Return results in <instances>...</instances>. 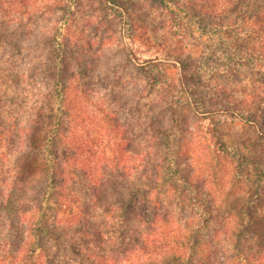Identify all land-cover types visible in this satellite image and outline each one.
<instances>
[{
	"label": "trees",
	"instance_id": "16d2710c",
	"mask_svg": "<svg viewBox=\"0 0 264 264\" xmlns=\"http://www.w3.org/2000/svg\"><path fill=\"white\" fill-rule=\"evenodd\" d=\"M0 3V264H264L247 169L264 160L229 129L212 145L198 129L217 115L262 130L264 0ZM132 72L148 101L134 154L114 107H87L94 93L117 103ZM244 77L255 90L233 95ZM6 82L33 86L25 123L1 115ZM87 122L96 133H77Z\"/></svg>",
	"mask_w": 264,
	"mask_h": 264
},
{
	"label": "rangeland",
	"instance_id": "374dc122",
	"mask_svg": "<svg viewBox=\"0 0 264 264\" xmlns=\"http://www.w3.org/2000/svg\"><path fill=\"white\" fill-rule=\"evenodd\" d=\"M36 1L39 2L40 0H36ZM0 4H1L2 11H5V9L9 8L7 7L8 6L7 4H4V3H0ZM32 12H35V11H32ZM44 14L46 15H44L43 18L41 19L37 18V20L33 22L37 24H35L33 29H31L32 30L31 41L33 40V34H35V36L39 35L34 30L37 25H40L43 29H46V27L51 24L50 15H48L46 12ZM8 15L10 16L9 17L6 16L5 19H8V18L16 19V17H18V14L13 13V12L8 13ZM0 16H1V12H0ZM75 19L76 21L74 23H77L79 26L84 25L85 23L84 18L80 19L79 15H75ZM154 19L158 20L159 19L158 15L155 16L153 14V20ZM115 60L116 61H112L113 64L115 63L114 65H116V63L120 64L121 60L119 61L118 58H115ZM128 72L130 73L131 71L128 69ZM130 76L135 79L132 81L130 78H126L127 82L120 88V92L118 93L119 100L117 103L113 102V98H111L110 96L103 97L102 94L94 93V94H91L90 97L88 98L89 105L87 107L89 109V112L92 111L96 116H100V113L98 111L99 107H104L106 111H108L107 110L108 108L112 109V107H114L113 110L117 111V113L119 114L118 116L120 118L119 123L123 127V131L120 136L125 137V140H126L124 142L122 141V144L128 150V153L134 154L135 151L137 152L141 151L145 146L143 139H142L143 134L141 131L142 130L141 124L143 123L144 116H145L144 115L145 107L143 106V103L146 101V103L148 104V101L145 100V97L144 99L139 97L141 91L143 90V85L145 86V84L143 83L142 76H134L133 72L130 74ZM5 84H8V83L6 82L4 83V85ZM94 84L96 87L97 85L96 82ZM99 86L101 87V83L97 85V87ZM232 87L233 88L232 90H230V92L235 96H239L244 93L245 94L252 93L255 90L254 89L255 86L252 85L249 77H244L241 81L236 82L234 85H232ZM23 88H24L23 90L21 89L23 91L22 93V91H19V88L16 87V85L12 82H10L7 86H4V89H6L4 91V95L7 101L4 102L3 104L4 107L1 109L2 110L1 115L6 118L8 125H10L11 122H14L15 119H18V120L21 119L20 121L22 123H25L24 120L22 119H27L28 117L27 112H25V107L30 108V106L33 104L32 98H34V94L31 93V89L33 88V86L31 85V82H28V83L26 82ZM1 90L3 91V89ZM146 98L149 99V97H146ZM263 107H264V104H263ZM261 114H264V110H261ZM212 120L213 118L211 120H201L200 124L198 125V129L200 130V133L203 136H205L206 141L211 139L212 135L214 136V133L219 132V130H222L223 128L224 130L229 129L232 134V137L235 139V141L238 144L245 143L247 145H250V147H252L247 150V149H244V148H247L246 146L242 145L244 148L240 146L241 150L244 153L248 154L249 158L253 159L249 153L251 154L254 153V158L257 161L264 160V141H260L259 139L255 137L256 134H262L264 136V116L260 118L259 123H258V126L260 129H262L261 130L262 132L258 131L254 127H253L254 129H252L249 126L248 127H234V129H232L230 119L219 118L217 117V115L214 117V120L213 121ZM90 122H93V120H90ZM90 122H87L85 125H83L82 128L80 127L77 133H80L81 135L82 133L84 134L85 132H87V130L91 135L96 133L97 130L95 128V124H90ZM211 122H214L215 125ZM231 122H234L238 126H242L240 123L237 122V120H235V118ZM177 127L178 129H181L180 128L181 126H177ZM110 130H109V138H111V136L114 134L112 132L114 130L112 128H110ZM254 130L256 132L258 131V133H255ZM181 135H182L181 132H176L175 136L179 140L181 139L180 137ZM185 136L189 137L191 135L189 133H186ZM214 141H215V138L209 140L208 144L212 145L214 144ZM228 141L230 140L228 139ZM1 148L2 146L0 147V149ZM110 149L115 150L114 146H112L110 143H106L107 152L109 151L111 152ZM8 165H9V162L6 160V162H4L2 165V170L7 169ZM247 167H248L247 169L249 170V177H250V182L248 186L250 187V191L255 190L254 194L251 195V197H253V199L264 198V164L260 165L259 167V166H254V164L248 163ZM253 173H259L260 179L257 181L256 185H257V188L260 187V189L259 188L255 189L256 185L254 181H256L258 178H255ZM258 190H260V192H258ZM256 192L259 193V195H256Z\"/></svg>",
	"mask_w": 264,
	"mask_h": 264
}]
</instances>
